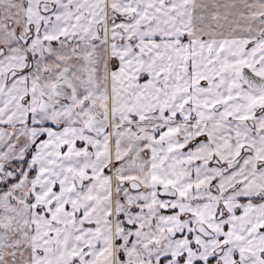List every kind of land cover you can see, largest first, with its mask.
Wrapping results in <instances>:
<instances>
[{
  "label": "snow or ice",
  "instance_id": "1",
  "mask_svg": "<svg viewBox=\"0 0 264 264\" xmlns=\"http://www.w3.org/2000/svg\"><path fill=\"white\" fill-rule=\"evenodd\" d=\"M0 264H264V0H0Z\"/></svg>",
  "mask_w": 264,
  "mask_h": 264
}]
</instances>
